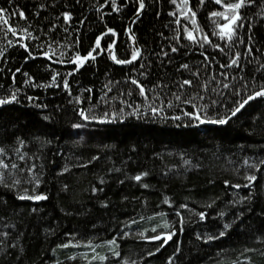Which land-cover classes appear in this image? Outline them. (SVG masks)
Instances as JSON below:
<instances>
[{
    "label": "trees",
    "instance_id": "trees-1",
    "mask_svg": "<svg viewBox=\"0 0 264 264\" xmlns=\"http://www.w3.org/2000/svg\"><path fill=\"white\" fill-rule=\"evenodd\" d=\"M205 3L198 6L197 0H190L197 24L210 33L213 25L208 14L219 8ZM145 4L131 27L142 52L135 66L113 65L103 53L71 76L67 73L75 65L67 62L69 57L74 59L77 52L85 55L108 27L117 31V55L130 57L133 46L125 29L138 7L136 0H126L119 13L105 0H15L27 21L10 18L17 36L6 35V26L0 25V98L17 96V102L0 107V148L8 154L9 163L21 166L14 149L20 147L27 154L28 163H35L43 173L38 191L48 197L32 203L0 186V264H264V165L257 172L244 163L264 159V97L249 102L225 125L190 123L182 113L191 111V105L175 100L176 95L195 96L176 86L175 82L190 78L186 70L177 71L182 63L189 64L193 72L201 69L199 79L207 88L201 89L205 99L197 103L209 98L217 101L207 112V120L230 117L235 101L259 90L264 83V68L256 71L264 65V0L251 9H241L242 15L251 18L257 42L251 56H241L238 72L220 67L228 58L217 49L208 46L205 52L190 44L183 33L180 51L170 53L171 63L158 57L161 49L169 51L175 43L166 39L178 27L169 15L175 6L168 0H145ZM0 7L12 6L0 0ZM37 11L39 15H34ZM65 11L72 15L67 24L62 17ZM248 22L239 30L245 43L237 44L233 52H245ZM189 27L194 26L189 23ZM20 29H27L31 37ZM18 39L29 45L33 55L47 51L51 44L52 60L58 62L63 53L64 65L50 64L44 58L25 59L27 53L16 43ZM210 39L224 44L217 37ZM108 42L102 37L101 48ZM208 54L211 58L205 64ZM141 64L146 67L141 69ZM141 71L145 74L140 75ZM129 77L149 90L146 97L138 94ZM63 80L69 81V89L62 87ZM157 83L168 87L154 89ZM245 83L248 87L242 89ZM130 89L132 94L127 95ZM235 91L240 95H233ZM155 96H159L158 107L168 100L174 106H165L161 115L154 116L150 105ZM81 108L92 109L97 116L115 112L119 118L108 124H88L77 115ZM134 109H139V116L130 115ZM173 116L181 119L173 120ZM77 123L84 126L74 128ZM140 173L147 175L136 181ZM248 174H255L257 180L254 186L244 187ZM236 184L241 187H232ZM181 204L188 208L181 209ZM177 211L183 215L182 226ZM201 211L206 214L204 220L198 215ZM224 224L230 227L225 230ZM153 227L157 233L175 234L162 247L163 240L145 242L157 234L151 231ZM221 230L224 236L206 239L218 237ZM113 239L116 244H109ZM62 244L69 246L59 247ZM107 255V260L99 259Z\"/></svg>",
    "mask_w": 264,
    "mask_h": 264
},
{
    "label": "snow or ice",
    "instance_id": "snow-or-ice-1",
    "mask_svg": "<svg viewBox=\"0 0 264 264\" xmlns=\"http://www.w3.org/2000/svg\"><path fill=\"white\" fill-rule=\"evenodd\" d=\"M138 7L135 9V15L137 18H139L143 11L146 9L145 0H136ZM168 2L171 5L175 6V10L170 11L169 15L174 17V23L178 26L177 28L173 29L174 35L171 39L175 41L173 45L170 46L169 51H164L161 49L159 56H163L168 58V62L171 63L172 57L170 56V53H177L180 51V43L179 38L181 33L184 34V38L190 42V44H194L198 46L199 48L204 49L205 52H207V47L211 46L214 47L219 51V54H221L223 57H227L228 59L220 65V67L223 68H231L234 71H240L242 69V65L240 63V58L242 55L251 56L254 50V44L257 41H254V37L252 35L253 31V24L251 23V18L248 17L246 14L242 15L241 9H251L253 5L257 4L259 0H207L208 3H211L215 6H218L219 10H213L211 11L208 16L209 19L212 21V27L210 33L205 32L203 28H201L197 24V13L193 10V8L190 6V0H168ZM7 3L11 5V8H4L0 7V25L6 26L4 28L5 34H11L12 36H17L18 31L16 28L12 26L10 23V18L13 16H17L22 20L27 21V17L25 15V11L22 8H17L15 6V0H7ZM105 3L108 4V6L112 9L113 12L119 13L121 12L122 6L126 3V0H120L119 3H117V0H105ZM198 6H206L205 0H197ZM43 7V5H41ZM34 15H39V11L35 13ZM157 16H159V13H156ZM63 21L65 24L70 22L72 20V15L70 12L65 11L62 13ZM180 17H183L184 20L182 21ZM59 19V18H58ZM248 20L247 29L248 34L246 36V50L244 53L241 52H233V48L239 44V43H245V39H242L239 33V30L245 27V21ZM184 21H187L190 23V25L194 27H189V23H185ZM83 23V21H81ZM135 23V21H133ZM55 27V25H53ZM65 32L68 31L67 28L64 29ZM19 31L23 32L25 34V37L30 38L31 33L27 31V29H20ZM126 33L129 35V38L134 40V35L132 34L131 27H128L125 29ZM110 34V35H109ZM162 35V34H161ZM117 36V31L114 28L108 27L105 32H102L101 36H97L95 38V46L91 47L89 50H87L85 55H81L79 52L76 53L75 58L72 59L69 57L68 61L69 63H72L75 65L73 70L67 75L71 76L75 72H79L80 68H82L86 62L95 61L97 56L101 55L102 52H107L110 59L117 65H133L135 66V62H138L139 59H142V52L138 47H133L130 53V57L125 55L124 58H120L117 55V52L115 51L116 42L112 40V37ZM102 37H107L108 42L105 48H101V39ZM210 37H217L219 41L224 42L223 46L221 43H218ZM23 39V38H21ZM21 39H18L16 41L17 44H19L20 48H22L26 53L27 56H25V59L29 58H35L33 55V51L30 50L29 45L27 43H22ZM78 42V40L76 41ZM9 45H12V41H8ZM37 47H43V45H38ZM258 50V49H257ZM51 51V44L48 45V50L44 51L42 54L45 57H48L49 60L53 59L51 55H49ZM127 53V49H126ZM0 55H3L2 52H0ZM211 58V54H208L204 58V63H207V60ZM60 63H64V56L63 53H61V58L58 61ZM163 63V61H162ZM251 63V61H249ZM146 67L145 64H141L140 68L144 69ZM261 68H264V65H261L260 68H257L256 71H260ZM180 69H184L187 72L190 73V78L183 79L182 81H177L176 86L180 89H185L186 92L191 93L195 92V96L188 94L184 96L183 98L181 95H176L175 100L177 102L183 103L185 105H191L192 110L191 111H185L183 112V116H186L189 120V122H196L197 124H204V123H213L218 125H225L229 122L231 117H235L238 113L241 112L242 109L245 108V106L252 100H254L257 97H264V83H261L259 85V90L254 91L253 94L247 95V98H242L240 101H235V107L229 109L231 113V117L229 116H217L215 120H207V112L212 110V105L216 104L217 101L213 99L205 100L203 104L197 103L198 100H204L205 96L201 95V89L207 88L206 84H202L199 76L201 74V69L197 68L195 72L192 71V68L187 63H182L177 71ZM17 72L20 71L19 68L16 69ZM145 73L143 71L140 72V75H144ZM59 76V73H56L52 76L53 83L55 84L56 78ZM131 81V85L135 86V88L138 90V94L141 97L147 96V91L144 85L137 79H132L129 77ZM241 79L246 80L247 77H241ZM261 79L264 80V75L261 76ZM60 86V85H56ZM62 87L64 89H69L70 84L69 81L63 80ZM107 87V85H106ZM167 83H157L153 85V88H167ZM224 88H228V84H223ZM234 87V86H233ZM242 89H247L248 84H242ZM89 93L92 91V89H86ZM109 92L112 91L111 88L108 89ZM214 91V89L212 90ZM132 91L131 89L128 91L127 95H131ZM123 95V93H122ZM205 95H209V92H206ZM235 96H239L240 92L235 91L233 93ZM29 100L32 98L29 97ZM156 100H159V96L153 97V103L150 105V111L151 113L155 115H161L164 112V107L167 106L169 108L173 107V102L168 100L166 101V105L164 101H161L162 106H157ZM13 102H17V96L13 93L10 94L6 98H0V107L10 104ZM78 103H82L83 101L77 100ZM107 101H105L106 103ZM122 103L126 104L127 107L131 108L133 107L131 104H127V101H122ZM123 112V109L120 110ZM77 115L82 122H87L88 124L96 123V124H108L112 121L118 119V114L113 112H104L102 116H97L92 109H78ZM130 115H136L139 116L140 112L139 109H134L133 113H130ZM47 119V117H45ZM173 120H180V116H173ZM83 123H77L74 124V128H80L83 127ZM24 142L23 140L20 141V146L23 147ZM15 155L18 157V160L20 162H23L24 166H21L20 163L17 162H8V154L5 152L3 148H0V186H3L4 188L8 189L9 191H15L16 198L19 200H30V201H43L47 200L48 197L46 194L41 193L38 191L41 183H42V172L37 171V165L35 163H28L29 157L26 153L21 152V148L18 147L14 149ZM93 159H98V157H94ZM245 165H247L249 168L255 169V171H260L261 165H264V159L259 160L256 163L248 164V161H244ZM63 171H68L67 168L63 169ZM15 173V175H13ZM25 173H27L25 175ZM147 173H140L134 177L136 181H141L143 176H146ZM6 177H10V179H6ZM245 180L248 181L244 187H251L254 186V182L257 180V176L255 174H248L245 177ZM120 183H124V181H119ZM226 185L229 184V181L224 182ZM65 189L67 188V185L64 186ZM144 187H147V185H144ZM232 187L240 188V184L232 185ZM93 192H96L97 189L93 188ZM167 199V198H166ZM104 207H107V204H104ZM181 209H187V204H181L179 206ZM210 207V205H209ZM176 215L179 217V223L182 226L184 223L183 215L181 212L177 211ZM199 217L201 220L205 219V213L201 211L199 214ZM134 223V221H133ZM230 227L229 224H224L223 229H228ZM153 233H157L156 227H153L151 229ZM174 232H169L166 235V239L163 240V243L161 244V247L163 244H166L168 240L172 239V236L174 235ZM124 236H127L128 233H123ZM141 236H143V233H140ZM225 235V231L221 230L219 232V236H208L206 237L207 240L217 239L219 237H222ZM149 240L157 241L162 239V234L157 233L150 237H146ZM200 238V237H198ZM71 242H69L70 244ZM109 244L115 245L116 240H110L108 241ZM69 244H62L59 247H68ZM112 251V255L115 257H120V253L118 251H115L114 249H110ZM157 251H159V248H157ZM154 253H149V255H153ZM96 257L94 256L93 259ZM74 259V258H73ZM101 261H105L108 258L106 256L99 257Z\"/></svg>",
    "mask_w": 264,
    "mask_h": 264
},
{
    "label": "water",
    "instance_id": "water-1",
    "mask_svg": "<svg viewBox=\"0 0 264 264\" xmlns=\"http://www.w3.org/2000/svg\"><path fill=\"white\" fill-rule=\"evenodd\" d=\"M136 18H137V17H136L135 14H133V15L130 17V19L128 20L127 25H126V29H127L128 27H132V23H133V21H135ZM131 29H132V28H131ZM104 32H105V31H104ZM101 34H102V33H101ZM101 34H100L99 36H101ZM132 34H133V33H132ZM126 35H127L128 39H129L131 45H132L133 47H138L135 37H134L135 42H133V40L129 38V35H128L127 33H126ZM114 41L117 42V36L114 37ZM138 48H139V47H138ZM103 53L106 54L107 58L109 59V61H110L113 65H116V66H126V65H117V64H115V63L110 59V57L108 56L107 52H102L101 55H102ZM101 55H99V56H101ZM34 56H35V58H44V59H46L50 64H54V65H57V66H63V65H64V63L56 62V61H54V60H52V59L49 60L48 57L43 56V54H40V55H34ZM99 56H97V57H99ZM31 59H33V58H31ZM70 64H72V63H70ZM250 102H251V101H250ZM230 117H231V116H230ZM201 125H218V124L204 123V124H201ZM31 202H32V203H37V202H39V201H31ZM166 235H167V234H162V239H163V240L166 239ZM162 239H161V240H162ZM161 240L152 241V240H149V239H147V238L144 239L145 242H150V243L159 242V241H161ZM168 241H169V240H168Z\"/></svg>",
    "mask_w": 264,
    "mask_h": 264
},
{
    "label": "rangeland",
    "instance_id": "rangeland-1",
    "mask_svg": "<svg viewBox=\"0 0 264 264\" xmlns=\"http://www.w3.org/2000/svg\"><path fill=\"white\" fill-rule=\"evenodd\" d=\"M165 233H167V232H161V234H165ZM167 234H168V233H167ZM162 240H163V239H162ZM162 240H161V241H162ZM106 257L108 258L109 256L107 255ZM121 263H122V264H128V263L125 262V261H122Z\"/></svg>",
    "mask_w": 264,
    "mask_h": 264
}]
</instances>
